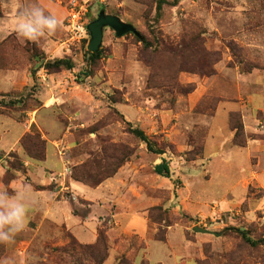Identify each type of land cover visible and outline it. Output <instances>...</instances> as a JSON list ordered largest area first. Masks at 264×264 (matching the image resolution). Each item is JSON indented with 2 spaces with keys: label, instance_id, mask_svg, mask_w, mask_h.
I'll return each instance as SVG.
<instances>
[{
  "label": "rangeland",
  "instance_id": "374dc122",
  "mask_svg": "<svg viewBox=\"0 0 264 264\" xmlns=\"http://www.w3.org/2000/svg\"><path fill=\"white\" fill-rule=\"evenodd\" d=\"M79 1L87 7L84 25L73 29L67 21L68 13L64 22L70 51L63 58L72 61V70L48 71L45 64L55 59L48 60L37 43L20 42L15 35L0 43V68L28 67L30 76L31 83L22 89L0 92V115L11 117L31 131L20 139L25 158L44 161L47 147L54 141L51 143L64 167L61 172L49 173L52 185L76 176L100 183L127 163L135 162L145 177L152 176L148 216L152 231L164 241L155 235L154 239L166 243L172 227L182 228L170 235L171 248L179 258L177 264H264V244L252 247L238 232L245 230L253 240L264 239V184L253 178L254 183L245 186V198L225 210L217 200L224 186L218 178L212 184L201 179L206 186L200 187H208L206 196L210 200L196 201L192 197L199 187L196 176H208L204 147L212 117L217 111L220 117L225 114L224 103H237L252 116L264 118L261 111L248 108L250 98L261 101L264 97V0ZM60 3L66 9L65 0ZM101 10L133 25L139 35L118 37L106 28L102 55L90 62L87 26ZM55 74L61 77L58 82L70 83L74 99L59 102L50 116L38 120L46 134L43 136L33 118L43 104V88L52 92L48 75ZM59 90L55 94H61ZM231 113L239 115L236 121L242 130L237 140L243 147L249 138L260 137L246 134V111L229 112L228 121ZM262 120L259 128L264 127ZM132 128L144 131L154 151L131 133ZM229 129L235 145L236 132L230 123ZM161 156L164 160L157 163ZM200 160H204V167ZM158 164L162 166L159 175ZM26 167L18 151L0 153V183L8 188ZM66 167L70 173L65 175ZM223 167L216 163L213 171ZM61 174L64 176L59 177ZM55 176L57 180L52 181ZM170 176L172 186L164 189V178ZM65 186L60 187L67 192ZM80 204L74 206L82 212L86 204ZM194 227L212 233H196ZM50 236L33 240L28 248V264H93L90 250L84 248L87 245L64 232L61 237L67 243L58 247L54 238L60 237ZM73 241L83 247L72 245ZM106 242L105 261L109 256L107 235ZM124 244L130 245L129 250L119 254L114 264H149L145 243L129 238ZM4 251L0 244V257ZM156 251L152 245V257Z\"/></svg>",
  "mask_w": 264,
  "mask_h": 264
},
{
  "label": "crops",
  "instance_id": "0c3cea01",
  "mask_svg": "<svg viewBox=\"0 0 264 264\" xmlns=\"http://www.w3.org/2000/svg\"><path fill=\"white\" fill-rule=\"evenodd\" d=\"M60 1L21 0L24 3L37 2L41 4L46 10L56 13L64 24L67 12ZM16 3L17 0H0L2 10L0 43L11 35L17 36L14 31ZM18 40L20 42L27 41L21 38ZM38 44L48 55V60L61 59L70 51L65 27L53 37L41 40ZM62 73L65 74V72ZM48 78L47 81H49L52 92L43 88L41 100L43 104L37 109L36 116L33 118L34 124L39 129L38 120L40 121L43 116H50L56 104L59 102L70 103L74 99V97L72 98L73 90L68 81L58 82L57 80L61 77H57V74L48 75ZM30 83L28 67L25 69L0 68L1 93L8 94V92L22 89ZM56 90H59L61 94H55ZM224 104L225 114L220 117L217 111L211 119L210 135L204 147V158L207 161L205 169L208 176L207 178H201L200 174L196 176L199 187L198 191L196 190L192 194L196 201L210 200L208 198L210 196H206L208 187H200V185L206 186L201 179L212 184L218 178L224 184L221 188L222 194L217 199L223 210L235 207L245 198L247 194L245 186L254 183L253 178L262 185L264 184V127L259 128L264 118L252 116V113L246 110L247 108L242 110L237 103L225 102ZM248 108L253 112L259 110L264 116V97L261 101L250 98ZM240 110L243 114L246 111L243 115L246 134L260 135L257 138H249L245 147L231 143L233 135L229 129V112ZM40 131L43 136H46L41 129ZM26 132H31L28 127L14 122V119L7 115H0V153L18 151L28 165L23 172L17 173L9 183L8 189H16L25 184L31 185L38 200L37 205L29 213L26 230L15 238V243L4 245L5 251L0 257V264L4 260L9 261L10 264H28V248L35 238L48 239L52 233L54 237L56 235L60 237L59 239L54 238L57 240L55 244L58 247H63L67 242L61 236L66 232L80 244L92 245L97 241L100 229L104 228L109 240V256L104 264H114L119 254L128 252L130 245L126 246L124 243H128L129 238H135L139 243H145L146 258L149 264H177L179 258L171 248L170 235L173 230H182V228L180 226L172 227L168 231L166 243L154 239L155 234L148 217V209L150 205L152 206V196L148 193L152 190V176L145 177L144 170L137 169L135 162H129L121 167L115 175L94 188L74 179H67L66 182L61 181L58 185H52L48 178L49 173L61 172L64 167V163L57 155L56 148L51 143L54 141H50L47 147L45 160L36 162L25 158L26 156L20 149V139ZM57 134L58 132L55 135ZM163 160L164 156H161L157 163ZM199 162L204 167V160ZM216 163L219 166L224 165L225 169L214 172ZM157 174L159 175V173ZM164 179L167 181L164 189H170L172 186L171 176ZM61 184L64 186L67 184L64 187L67 192H64V189L60 187ZM0 185H3L2 182ZM155 186L154 183L153 187ZM214 198V196L211 197V199ZM80 202L86 204L85 210L82 212L74 206ZM183 238L186 243L189 242L184 234ZM152 245L157 248L156 255L153 257ZM131 248L132 251H136L134 247Z\"/></svg>",
  "mask_w": 264,
  "mask_h": 264
},
{
  "label": "clouds",
  "instance_id": "9594fccd",
  "mask_svg": "<svg viewBox=\"0 0 264 264\" xmlns=\"http://www.w3.org/2000/svg\"><path fill=\"white\" fill-rule=\"evenodd\" d=\"M14 31L22 40L39 43L53 37L64 27L63 20L56 13L46 10L37 2L17 0L14 8ZM38 200L31 185H21L9 190L0 185V244L11 245L15 238L28 226L29 213ZM2 264H10L4 260Z\"/></svg>",
  "mask_w": 264,
  "mask_h": 264
},
{
  "label": "trees",
  "instance_id": "16d2710c",
  "mask_svg": "<svg viewBox=\"0 0 264 264\" xmlns=\"http://www.w3.org/2000/svg\"><path fill=\"white\" fill-rule=\"evenodd\" d=\"M181 0H175V2H179ZM2 15V11H1V6H0V16ZM141 38V37H140ZM143 40V39H142ZM102 55V49H100L97 53H91L90 51H87V59L90 62H95L97 59H99ZM48 71L50 70H58L61 68H64L66 70H72L74 68V65L72 63V61L68 58H61V59H55L53 61L47 62L44 66ZM239 115L237 113H231L230 114V119H229V123L230 126L232 128V130H235L236 134H235V138H234V144L240 147H243L244 144L238 142L237 138L240 136V132L242 130V125L238 124V121H236V118H238ZM131 133L134 134V136H136L137 138H139L141 141L145 142L147 144V147L150 151H154L153 147H152V143L150 141V139L147 137V135L144 133V131L135 128V129H130ZM40 157V155H39ZM43 159V157L41 158ZM96 164H94L95 166ZM156 172L157 173H162V166L159 165L156 167ZM117 172H115L116 174ZM114 174V175H115ZM113 176V175H112ZM110 176V177H112ZM109 176L106 179L110 178ZM72 179H74L75 181H79L82 182L90 187H97L99 184H101L103 181L99 182H90L88 177H72ZM149 217V216H148ZM239 234L241 235L242 239L249 244L252 247H256L260 244H264V239L262 240H253L252 238H250L247 233L245 232V230H238ZM155 238L159 241H164L163 238H157V235H155ZM72 245L74 246H78V247H83L81 245H78L77 242L73 241ZM87 250H90L89 255L90 258L93 261V264H102L107 255H106V251H107V242H106V235L105 232L100 230L99 231V235H98V239L97 241L92 244V245H87L86 247H84Z\"/></svg>",
  "mask_w": 264,
  "mask_h": 264
},
{
  "label": "water",
  "instance_id": "95a60500",
  "mask_svg": "<svg viewBox=\"0 0 264 264\" xmlns=\"http://www.w3.org/2000/svg\"><path fill=\"white\" fill-rule=\"evenodd\" d=\"M106 28H111L118 37H123L128 33H133L137 36L139 35L138 31L133 25L124 22L116 15H110L104 10H101L98 14V17L90 22L87 26V30L90 34L88 51L91 53H97L100 50L104 37V30ZM193 231L201 234L212 233L209 230L201 227H194Z\"/></svg>",
  "mask_w": 264,
  "mask_h": 264
},
{
  "label": "built area",
  "instance_id": "2783aa9c",
  "mask_svg": "<svg viewBox=\"0 0 264 264\" xmlns=\"http://www.w3.org/2000/svg\"><path fill=\"white\" fill-rule=\"evenodd\" d=\"M66 3V10L68 13L67 16V21L69 23V25L73 28V29H77L82 27L83 24V20L87 14V7L85 4L81 3L79 0H65ZM67 173H70V168L66 167L65 169V175ZM64 175H59V177H62ZM56 177V176H55ZM53 178L52 181H56V178Z\"/></svg>",
  "mask_w": 264,
  "mask_h": 264
}]
</instances>
